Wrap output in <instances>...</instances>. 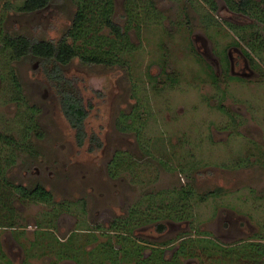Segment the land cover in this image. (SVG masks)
Segmentation results:
<instances>
[{
    "label": "rangeland",
    "instance_id": "1",
    "mask_svg": "<svg viewBox=\"0 0 264 264\" xmlns=\"http://www.w3.org/2000/svg\"><path fill=\"white\" fill-rule=\"evenodd\" d=\"M214 1L215 9L206 0H115L117 23L126 25L128 15L140 23L129 29L135 49L112 51L120 54V62L75 58L63 66L86 105L92 104L86 127L98 144L91 139L80 146L40 59H12L3 47L5 35L58 41L72 25L78 0H52L31 13L19 9L24 0H0V133H19L27 118L25 104L37 108L33 117L42 131V137L33 135L36 155L12 160L0 142V223L14 222L17 229L0 227V264L162 260L175 249L165 241L183 236L176 245L192 243L194 260L188 264L206 263L198 259L206 244L208 264H253L249 255L264 264V25L250 14L231 11L226 0ZM98 33L107 41L114 37L106 26ZM7 63L22 83L21 105L11 98ZM119 151L139 162L134 180L123 171L110 175L108 163ZM2 179L30 187L40 182L56 202L81 198L78 205L86 201V210L76 213L85 214V220L77 226L65 213L58 228L54 220L48 228L52 205L22 201ZM184 190L191 191L190 201L178 200ZM149 194L138 207L150 205L156 216L161 206L167 229L159 232L155 223L137 229V247L122 245L107 229L74 230L85 224L108 226ZM177 213L183 217L177 219ZM72 239L76 246L68 244ZM120 244L133 253L127 262L119 256ZM67 246L76 251L61 261L51 247L65 253ZM151 249L164 252L156 255Z\"/></svg>",
    "mask_w": 264,
    "mask_h": 264
},
{
    "label": "trees",
    "instance_id": "2",
    "mask_svg": "<svg viewBox=\"0 0 264 264\" xmlns=\"http://www.w3.org/2000/svg\"><path fill=\"white\" fill-rule=\"evenodd\" d=\"M51 1L52 0H24L23 4L19 6V9L23 12L31 13L46 8ZM206 1L210 3L214 9L216 8L214 0ZM226 2L230 10L250 14L252 17H255L258 21H260L262 25H264V7H261L262 0H226ZM77 4V10L72 21V25L68 29L67 33L58 41L38 40L35 38L32 39L24 34L15 36L5 35L3 38V47L6 48L12 59L23 58L28 55H33L40 59L45 74L56 86L60 97L61 108L65 117L74 129L78 142L83 144L88 134L86 129V120L89 115V107H92V104L90 103L89 107L86 105L84 97L81 94V90L66 74L63 66H66L75 58H79L84 62L89 63L108 64L115 60L120 62L122 59L121 57H118L120 54H116L112 51L117 52V50H121V54H123L125 52L131 53L132 50L135 49V45H133L130 40L131 38L129 34V29L134 24V17L128 15L129 17L126 25L122 26L117 23L113 18L115 0H78ZM134 25L140 27V23H136ZM104 26L108 27L110 33L114 36L113 38H109L111 42L107 41L106 38H104V35L98 33L100 28ZM108 42H110V48L103 49L104 45ZM119 44H121L122 47H118ZM6 65H9V63ZM5 68H7L6 72H8L7 77L10 81H12L10 82V86L13 90L11 98L15 99L19 105H21V103H25V96L23 95L22 83L19 76L11 65ZM25 105L27 118L23 125H21L22 127L20 128V131L17 133L18 136L14 134L0 133V142L11 151L10 156L12 160L14 157L24 152L32 153V150L35 148L32 138L33 134L36 137H42L40 124L33 117L37 108L35 106ZM222 108L225 109L224 107ZM29 110L30 113L32 112L30 115ZM96 143L98 144V141H96ZM125 155L122 151L116 153L110 165V171L112 174H118L121 170H125L127 168L126 166L131 164L127 159L126 152ZM2 180L5 186L12 185L14 191L19 193L22 201L49 203L54 199L51 192L41 184H37L33 188H28L23 184H13L6 179ZM150 195L151 194L142 198L133 207H136L133 218H130L129 222H122V227L129 228L131 221L132 224L139 225L144 222H151L161 218L159 215L163 212L161 206L157 207L158 214L156 216L152 213V207L148 209L150 205L145 208L146 210L138 207L142 206L145 200H149ZM161 200L162 199H160V202ZM171 206L173 205L171 204L168 209L171 210ZM1 210L2 208H0V211ZM7 211H9L8 207ZM151 215L153 217H151ZM0 225L12 227L16 226L14 222L10 224L1 223ZM164 226L165 224L163 223L159 224L160 229ZM111 228L113 229L118 227L112 225ZM253 250L255 252L257 251V248H253Z\"/></svg>",
    "mask_w": 264,
    "mask_h": 264
},
{
    "label": "flooded vegetation",
    "instance_id": "3",
    "mask_svg": "<svg viewBox=\"0 0 264 264\" xmlns=\"http://www.w3.org/2000/svg\"><path fill=\"white\" fill-rule=\"evenodd\" d=\"M232 11V10H231ZM30 38V37H29ZM64 69V68H63ZM47 76V75H46ZM53 83V82H52ZM17 102V101H16ZM87 121V120H86ZM86 129H87V127H86ZM76 134V133H75ZM34 135V134H33ZM33 135H32V138H33ZM91 139H94V143L95 144H97L96 143V141L95 140H99L98 139V137H96V136H94L93 138H91ZM90 138H89V136H88V134H87V136H86V139H85V141H84V143L83 144H81V143H79L78 142V144L80 145V146H84L85 145V143L87 142V140H91ZM34 141V140H33ZM35 144V143H34ZM36 152H37V149L36 148H34L33 150H32V153H27V152H24V153H22L21 154V157L23 156V155H25V157L27 156V155H36ZM150 156V155H149ZM148 156V157H149ZM115 157V156H114ZM113 157H112V159L109 161V163H108V171H109V173H110V175L111 176H113V177H117V175L118 174H112L111 173V171H110V165H111V163H112V161H113ZM130 165L129 166H126L127 168L125 169V170H121V171H123V172H126V173H128V174H130V176L132 177V179L134 180L138 175H139V173L137 172V170H135V167H137V165H140L139 164V162L138 163H136V161L135 160H131L130 161ZM125 173V174H126ZM37 184H41L40 182H37L36 184H34L33 186H27V185H25V184H23L24 186H26V187H28V188H33V187H35ZM41 185H43V184H41ZM48 191H50L51 192V194L53 195V201L52 202H49L48 204H50V205H52V211H50V217H51V220L46 224L47 226H49L48 228H52V227H54V226H51L52 225V221L54 220V221H56L55 223H54V225L56 226L55 228H58V223H59V220H60V218L65 214V213H67V214H70V215H72L73 217H75V219H76V221H75V223L77 224V226L79 225V224H81V222L82 221H84L85 219H82L83 217H85V214L83 215V216H80V215H78L76 212L77 211H80L82 214H83V212L86 210V208H85V204H86V201L84 202L83 201V206L81 205V206H79L78 205V202L81 200V198L80 199H78V200H75L76 202H70V204L69 203H67V202H65V201H61V202H56V199H55V196H54V194H53V192L50 190V189H48L45 185H43ZM215 191H210V193L211 194H217V192H215ZM189 193H191V191L190 190H184L183 191V193L181 192L180 193V196L178 197V200H181V202H185V200H187V201H190L191 199H190V197H189ZM205 197V196H204ZM142 198H144V197H141L140 199H138L134 204L136 205ZM19 199H21L20 198V195H19ZM173 201L174 202H177V198H176V196L175 197H173ZM33 203H39V202H33ZM41 203V202H40ZM42 203H47V202H42ZM76 205V206H74L73 207V205ZM135 205H133V207L135 206ZM183 206V205H182ZM132 207V209H129V211L125 214V215H122V216H120L118 219H116V220H114V221H112L111 223H110V225H108V226H105V225H99V227H96V226H91V225H88V224H85V225H82V226H79L78 228L76 227V229H74L76 232L80 229V230H84V231H92V230H94L95 232H97V231H101V230H104V229H107V230H109V232H112V231H114V234H116L115 235V238H116V240H118L122 245H125V243H126V246L128 245V244H130L132 247H133V245H134V247H137L136 246V242L137 241H140V235H139V233H138V231H137V229H143L144 227L146 228V226H148V225H151L152 223H155V226H156V230H158L159 232H164V231H166V229H167V220H161V219H164V218H160L159 220H155V221H152V222H144V223H141V224H139V225H137V224H132V221L130 222V225H129V228H124V227H122V222H125V221H127V222H129L130 221V218H133V216H134V212H135V210H136V207L135 208H133ZM60 214H61V216H60ZM81 214V215H82ZM143 214V213H142ZM176 217H177V219H180V218H178V217H183V214L182 213H180L179 214V216H178V213L176 214ZM188 217V216H187ZM172 218V217H171ZM166 219V218H165ZM82 220V221H81ZM182 220H190L189 218H185V219H182ZM182 220H180V221H182ZM160 223H163V224H165V226L162 228V229H160L159 228V224ZM1 224V223H0ZM40 224L38 223V220H37V226H39ZM112 225H114L115 227H118V228H111V226ZM0 227H4V228H12L13 230H17L16 229V226H5V225H0ZM144 228V229H145ZM128 229V230H127ZM15 232L16 231H14V232H12L13 233V238L16 240V242H18L19 243V245L22 247L23 245H22V243L17 239V236H16V234H15ZM17 233V232H16ZM123 235H126V236H129L130 238H131V241H127L126 239H124L122 236ZM190 237H193V234H190L189 235ZM55 237H58V236H55ZM72 237V236H71ZM186 237V236H185ZM185 237L183 236V237H180L179 239H177V240H181L182 238H184L185 239ZM189 237V238H190ZM126 238V237H125ZM74 239V238H73ZM73 239H72V241L71 242H68V244H70L71 246L72 245H74V243H73ZM183 239V240H184ZM66 240H67V238H66ZM142 241H145V239H141ZM177 240L175 241V242H173V241H165V243L164 244H166L167 246L166 247H168V246H171V247H174L175 249L172 251V254H171V256L169 257V258H167V259H160V257H157L156 259H154V256L152 257V258H150L149 260L148 259H146V260H144L143 262L142 261H138L137 263H136V261H134L133 260V264H180L179 263V260L180 259H182V264H188L189 262H191V260H194V259H192V258H194L193 257V253L191 252V249H189L188 247L191 245L192 246V243H190V245H188L187 246V244H186V242L185 243H180L179 245H176V242H177ZM173 242V243H172ZM67 244V243H66ZM120 244V245H121ZM121 245V248H122V250H123V252L122 251H120L121 253L119 254V256L120 255H122L123 254V256H124V261H128V259L130 260V257H131V255L133 254V253H131L130 252V250H129V248L127 249V248H125L124 246H122ZM74 246H76V245H74ZM80 247V246H79ZM128 247V246H127ZM130 247V246H129ZM202 247H206L207 249L205 250V253H204V255L201 257H199L198 259L201 261V263H203V262H206L205 264H208V260H207V258H208V246H207V244L206 245H203ZM52 248V250H54L56 253H58V257H59V260H70V258H73L72 256H70V255H72V252H74V251H76V247L75 248H71V247H68L67 246V249H64L66 252L64 253L63 251H58L56 248H54V247H51ZM162 248H164V247H162ZM151 251V253H154V251H156L155 253H156V255H160L162 252H164V250H162V251H160V250H158V249H151L150 250ZM128 255H130V256H128ZM164 255V253L162 254V256ZM258 256V255H260L259 253L258 254H255V256ZM152 256V255H151ZM206 256V259H202V258H204ZM256 256V257H257ZM249 257H250V260L253 262V264H258V263H260V259L257 257V259H259V260H254L253 258H254V256L252 257V256H250L249 255ZM51 261V264H54V263H52V260H50ZM72 261H76L77 263H79V261H78V259H73ZM100 260H98V262H99ZM251 262V263H252ZM50 264V263H49ZM80 264V263H79Z\"/></svg>",
    "mask_w": 264,
    "mask_h": 264
}]
</instances>
